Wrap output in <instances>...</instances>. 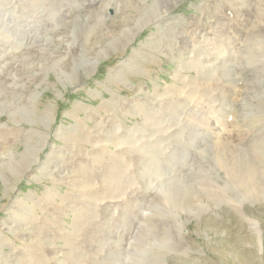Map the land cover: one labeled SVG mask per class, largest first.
Returning a JSON list of instances; mask_svg holds the SVG:
<instances>
[{
  "label": "rangeland",
  "instance_id": "obj_1",
  "mask_svg": "<svg viewBox=\"0 0 264 264\" xmlns=\"http://www.w3.org/2000/svg\"><path fill=\"white\" fill-rule=\"evenodd\" d=\"M165 1L0 0V264H264V0Z\"/></svg>",
  "mask_w": 264,
  "mask_h": 264
},
{
  "label": "bare ground",
  "instance_id": "obj_2",
  "mask_svg": "<svg viewBox=\"0 0 264 264\" xmlns=\"http://www.w3.org/2000/svg\"><path fill=\"white\" fill-rule=\"evenodd\" d=\"M171 0H167V1H165V5L166 4H168L169 2H170ZM164 5V6H165ZM158 8V4L156 3V2H154V4H153V7H152V11H151V15H153V20L156 18V17H158V19L156 20V21H153L154 23L153 24H155V26L159 29L161 26H162V23H163V21H165V19L167 18L166 16H165V12L163 11V12H157V11H155L156 9ZM152 18V17H151ZM143 26V23H138V24H136V26L134 27V28H132V29H130L129 31L128 30H126L125 32H123V35L122 36H120L119 37V41L120 42H123V41H125V38H127L128 36H130V35H133L137 30H139V29H141V27ZM151 34H153V32L151 33ZM118 44V42H116V41H114V45H117ZM95 50V58H93V61H91V59H86L85 61H81V62H79V64L78 65H80V66H82V68L84 67V66H86L85 67V69H88L89 68V64H90V62H91V64H93V63H96V61H98V59L100 58V55H101V53H104V50L103 49H100V48H95L94 49ZM58 73H60V75L58 74ZM58 73H57V75H58V77H60L61 78V73H62V76H63V70L61 69V72H59L58 71ZM112 74V73H111ZM114 75V74H113ZM110 76V75H109ZM47 119H48V117H47ZM78 119V118H77ZM80 120V119H79ZM77 122V120L75 121V123ZM74 123V124H75ZM82 123V122H81ZM81 123L80 124H75V126H74V130H77V127H79L80 125H81ZM82 127V126H81ZM59 128V127H58ZM57 128V131H61V129L59 128L58 129ZM73 130V131H74ZM70 131V130H69ZM61 132H59V134H60ZM72 133V132H71ZM45 141V140H44ZM57 147H50V151H49V153L48 154H46V158H53L56 154H57V151H55V149H56ZM3 153L4 152H1L0 153V155H3ZM9 156H8V159L10 160V164H9V162H6L7 163V165L8 166H10V165H12V161H13V159L16 157L15 156V154L12 152V151H10L9 152ZM10 173H12V174H15V171H13V170H10ZM11 175V174H10ZM4 179L5 180H7L8 179V175L6 174V175H4ZM47 192L48 193H53L54 194V196L56 195V194H58V192L57 191H55L53 188H48L47 189ZM0 225H2V226H4V227H6V228H8L7 230H10V231H14V229H16L17 230V228L19 227V222H17L16 220H14L13 219V221L10 219V218H7V219H3V221H1L0 222ZM1 229V228H0ZM15 230V231H16ZM0 240H3V241H6V240H9L8 238H7V236H5L4 235V233H2L1 232V230H0ZM7 242V241H6ZM15 249V248H14ZM13 249V250H14ZM15 251V250H14ZM15 255V254H14ZM13 257V256H12ZM11 258V257H10ZM2 262V261H1ZM6 264V263H5Z\"/></svg>",
  "mask_w": 264,
  "mask_h": 264
},
{
  "label": "water",
  "instance_id": "obj_3",
  "mask_svg": "<svg viewBox=\"0 0 264 264\" xmlns=\"http://www.w3.org/2000/svg\"><path fill=\"white\" fill-rule=\"evenodd\" d=\"M239 212H240L242 215H244V214H243V211H242L241 209H239Z\"/></svg>",
  "mask_w": 264,
  "mask_h": 264
}]
</instances>
